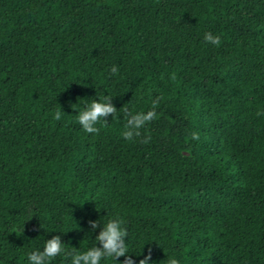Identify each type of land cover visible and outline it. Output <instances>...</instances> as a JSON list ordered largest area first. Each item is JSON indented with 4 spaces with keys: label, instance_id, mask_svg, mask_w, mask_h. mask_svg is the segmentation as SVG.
Here are the masks:
<instances>
[{
    "label": "trees",
    "instance_id": "obj_1",
    "mask_svg": "<svg viewBox=\"0 0 264 264\" xmlns=\"http://www.w3.org/2000/svg\"><path fill=\"white\" fill-rule=\"evenodd\" d=\"M105 96L116 115L87 133L78 114ZM157 98L126 140L128 113ZM258 111L264 0H0V264H29L54 236L49 264H71L115 219L135 264L149 249L148 264H264Z\"/></svg>",
    "mask_w": 264,
    "mask_h": 264
},
{
    "label": "clouds",
    "instance_id": "obj_2",
    "mask_svg": "<svg viewBox=\"0 0 264 264\" xmlns=\"http://www.w3.org/2000/svg\"><path fill=\"white\" fill-rule=\"evenodd\" d=\"M204 39L213 45L219 46L221 44V38L218 35H213L211 32L205 33ZM112 73L118 72V68L114 65L111 68ZM111 97L105 96L102 101H92L78 114V122L82 126L83 130L87 133H97L98 128L95 127L97 123L104 120L106 124L108 121L106 117L111 115L115 117L117 109L111 103ZM159 103V98L152 103V110H149L146 114L143 112L131 114L127 109H124L128 113L127 123L125 125V131L122 133L126 140H132L134 137L141 135L139 129L142 128L147 122L156 118L155 108ZM257 115H264V112H257ZM62 117L60 110H57L54 119L59 121ZM192 138L198 140L199 134L193 133ZM150 140V136L144 139V143ZM92 228L95 229L100 225L99 221H89ZM123 221L120 219L109 220L104 225L96 236L97 244L94 245L83 253H69L72 256L71 264H100L101 260L106 257H113L117 262L119 257H125L122 264H135V261L131 256L127 255L128 247L125 243L127 236V230L122 227ZM64 251L63 243L59 236H54L48 239L42 251L37 250L28 255L29 264H49V261ZM151 249L148 250V254L139 260V264H148L151 260ZM168 264H179L176 259H169Z\"/></svg>",
    "mask_w": 264,
    "mask_h": 264
},
{
    "label": "rangeland",
    "instance_id": "obj_3",
    "mask_svg": "<svg viewBox=\"0 0 264 264\" xmlns=\"http://www.w3.org/2000/svg\"><path fill=\"white\" fill-rule=\"evenodd\" d=\"M164 129L161 130V134L163 137H169L172 126L176 124L175 120L171 117H165L164 121ZM189 144V134L187 130H183L181 140L179 141V149L178 152L180 155L189 157L191 156V151L188 148Z\"/></svg>",
    "mask_w": 264,
    "mask_h": 264
}]
</instances>
